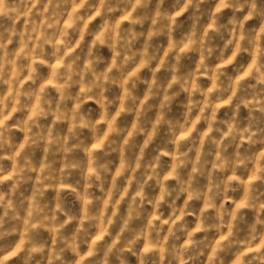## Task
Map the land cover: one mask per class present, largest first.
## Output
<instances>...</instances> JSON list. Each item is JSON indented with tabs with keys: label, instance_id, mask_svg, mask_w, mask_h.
Segmentation results:
<instances>
[{
	"label": "clouds",
	"instance_id": "obj_1",
	"mask_svg": "<svg viewBox=\"0 0 264 264\" xmlns=\"http://www.w3.org/2000/svg\"><path fill=\"white\" fill-rule=\"evenodd\" d=\"M0 264H264V0H0Z\"/></svg>",
	"mask_w": 264,
	"mask_h": 264
}]
</instances>
